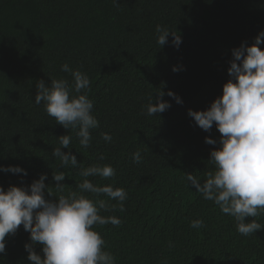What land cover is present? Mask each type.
<instances>
[{"label": "trees", "instance_id": "obj_1", "mask_svg": "<svg viewBox=\"0 0 264 264\" xmlns=\"http://www.w3.org/2000/svg\"><path fill=\"white\" fill-rule=\"evenodd\" d=\"M0 0V166L26 170L0 171V187L27 188L45 174L55 201V185L76 191L80 168L110 164L115 176L89 177L98 186L112 185L127 192L124 211H100L122 220L94 225L116 264H264V228L249 236L236 230L233 217L223 214L188 184L186 174L205 179L214 166L210 152L219 147L213 124L205 132L188 110H207L222 95L230 77L232 49L251 45L264 30V0ZM181 37L179 48L159 46L156 26ZM264 41V37H261ZM258 47L264 49V43ZM86 73L88 96L99 127L90 130L88 148L76 132L66 130L47 115L43 102L35 104L36 83L66 79L62 64ZM173 67L178 70L173 71ZM158 91L171 107L146 114L150 97ZM172 91L178 104L167 95ZM112 136L105 142L102 134ZM70 135V148L79 167H59L52 149L59 137ZM205 137L217 140L210 145ZM139 151L142 161L133 162ZM104 159L101 160L100 157ZM57 171L65 179H52ZM91 197V194H87ZM109 204L117 203L101 194ZM201 219L204 228L190 221ZM264 226V215L246 217ZM30 234L19 226L6 235L0 264H30L24 245ZM171 243V247L169 244ZM43 256L41 246H33Z\"/></svg>", "mask_w": 264, "mask_h": 264}, {"label": "clouds", "instance_id": "obj_2", "mask_svg": "<svg viewBox=\"0 0 264 264\" xmlns=\"http://www.w3.org/2000/svg\"><path fill=\"white\" fill-rule=\"evenodd\" d=\"M113 3L118 5L117 0ZM155 30L159 46L168 42L171 33L173 46L179 48L182 42L179 35L160 25ZM261 37H264V30L250 46L242 43L232 49L233 59L227 69L230 79L222 85V95L215 98L207 110H188V115L205 132L215 124L220 137L219 147L211 150L208 161L214 170L205 174L203 182L192 174H186L185 179L204 200L212 201L223 214L233 217L237 232L243 236L264 228L256 219L245 223L246 217L264 215V49L258 47L264 43ZM60 67L61 71L71 73L72 83L66 79H51L48 85L43 80L37 81L34 103L40 105L43 102L47 115L64 129L74 130L81 147L88 148L92 141L90 130L99 127V121L92 114L93 101L88 96L91 81L86 73L72 69L66 63ZM177 70L173 67V71ZM163 95V91H158L155 103L153 96L150 97L146 106L148 116L163 113L171 107L168 101L161 99ZM167 95L182 104L181 98L172 91ZM102 139L111 142L112 136L103 133ZM71 141L70 135H62L60 146L52 149V156L59 159L60 168L79 167L75 155L61 151V148H70ZM205 142L217 144V140L208 137ZM132 159L139 164L141 153L134 152ZM0 171L27 175L19 166H0ZM79 175L83 179L76 191L64 194V184L55 185L61 193L55 201L45 199V192L53 195L44 183L45 174L27 188L9 186L5 190L0 187V254L5 253L6 235L15 234L22 225L30 234L31 243L24 245L30 264H116L114 255L105 250V241L93 226L111 224L119 227L121 219L102 216L100 211L119 209L123 212L127 192L112 185L98 186L88 179L115 176V169L110 164L80 168ZM65 176L64 172L57 171L52 179L61 182ZM101 194L117 203L98 199ZM204 226L201 219L190 221L193 229ZM36 244L41 246L43 256L34 251Z\"/></svg>", "mask_w": 264, "mask_h": 264}]
</instances>
